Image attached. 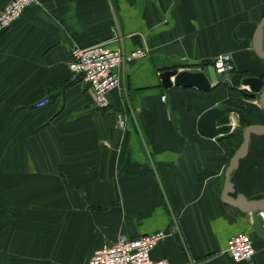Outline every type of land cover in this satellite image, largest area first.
I'll use <instances>...</instances> for the list:
<instances>
[{
    "label": "crops",
    "instance_id": "1",
    "mask_svg": "<svg viewBox=\"0 0 264 264\" xmlns=\"http://www.w3.org/2000/svg\"><path fill=\"white\" fill-rule=\"evenodd\" d=\"M263 19L264 0H37L1 32L0 264H89L120 236L161 230L154 259L264 264L252 214L222 200L242 136L198 130L214 106L239 107L246 125H264L259 93L232 96L246 90L244 77L264 79L254 45ZM95 45L148 50L124 63L105 109L72 79V48ZM222 53L234 69L220 81L213 60ZM168 69L203 71L212 88H166ZM222 124L240 127L235 113ZM231 180L234 196L264 198V134H252ZM240 232L253 238L250 261L226 251Z\"/></svg>",
    "mask_w": 264,
    "mask_h": 264
},
{
    "label": "built area",
    "instance_id": "2",
    "mask_svg": "<svg viewBox=\"0 0 264 264\" xmlns=\"http://www.w3.org/2000/svg\"><path fill=\"white\" fill-rule=\"evenodd\" d=\"M37 0H10L0 13V33L8 29L22 16L26 9ZM72 79L81 78L93 89L95 105L99 109L109 106L107 94L122 84V68L126 61L145 58L148 50L138 48L130 53L122 49L105 45L82 48L74 46ZM213 64L219 73L226 74L234 69L230 53L218 55ZM166 96L163 95V99ZM44 98L38 107L49 103ZM125 125V119L119 118V126ZM164 230L135 237L120 236L113 244L96 250L90 257L89 264H174L168 259H154L152 251L166 236ZM226 251L236 260L250 261L255 255L254 241L250 233L240 232L228 239Z\"/></svg>",
    "mask_w": 264,
    "mask_h": 264
},
{
    "label": "water",
    "instance_id": "3",
    "mask_svg": "<svg viewBox=\"0 0 264 264\" xmlns=\"http://www.w3.org/2000/svg\"><path fill=\"white\" fill-rule=\"evenodd\" d=\"M263 32L264 19L257 27L254 39L255 50L264 59ZM161 79L166 88L172 86L195 87L202 91H208L212 88L211 81L203 71L168 69L161 74ZM219 79L223 81L224 74H220ZM242 84L247 87L245 93L248 97L256 98L259 93V100L264 108V79L255 76H246ZM230 113L237 114L240 127L234 128L232 124L218 125V121ZM198 130L207 137H216L232 131L242 134L243 141L231 157L225 172L222 200L230 207L238 208L244 213H251L256 231L260 236L264 237V198L248 199L243 194L234 196L235 188L231 180L232 173L238 168L240 160L248 154L252 134H264V125H246L245 112L239 107L214 106L202 114L198 122Z\"/></svg>",
    "mask_w": 264,
    "mask_h": 264
},
{
    "label": "trees",
    "instance_id": "4",
    "mask_svg": "<svg viewBox=\"0 0 264 264\" xmlns=\"http://www.w3.org/2000/svg\"><path fill=\"white\" fill-rule=\"evenodd\" d=\"M237 93H242V94H244V95H246V93H245V91H243V92H239L238 90H233L232 91V96H234L235 94H237ZM247 96V95H246ZM238 134V133H237ZM241 136H242V134H240ZM242 141H243V136H242ZM242 141L240 142V145H241V143H242ZM239 145V146H240ZM239 146H238V148H239ZM237 148V149H238ZM236 152V151H235Z\"/></svg>",
    "mask_w": 264,
    "mask_h": 264
},
{
    "label": "bare ground",
    "instance_id": "5",
    "mask_svg": "<svg viewBox=\"0 0 264 264\" xmlns=\"http://www.w3.org/2000/svg\"><path fill=\"white\" fill-rule=\"evenodd\" d=\"M263 216H264V213H263Z\"/></svg>",
    "mask_w": 264,
    "mask_h": 264
}]
</instances>
